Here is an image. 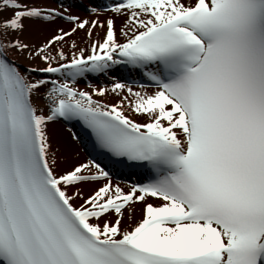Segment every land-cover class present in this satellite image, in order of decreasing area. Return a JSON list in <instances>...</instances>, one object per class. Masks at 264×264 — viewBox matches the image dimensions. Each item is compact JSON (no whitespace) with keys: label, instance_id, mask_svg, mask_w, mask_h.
<instances>
[{"label":"snow or ice","instance_id":"6c2138e0","mask_svg":"<svg viewBox=\"0 0 264 264\" xmlns=\"http://www.w3.org/2000/svg\"><path fill=\"white\" fill-rule=\"evenodd\" d=\"M0 264H264V0H0Z\"/></svg>","mask_w":264,"mask_h":264},{"label":"bare ground","instance_id":"6f19581e","mask_svg":"<svg viewBox=\"0 0 264 264\" xmlns=\"http://www.w3.org/2000/svg\"><path fill=\"white\" fill-rule=\"evenodd\" d=\"M75 150L78 152V154H79V159H80V160H85V159L88 158V157L85 155V152H84V150H83V148H82L81 145H77V146H75Z\"/></svg>","mask_w":264,"mask_h":264}]
</instances>
